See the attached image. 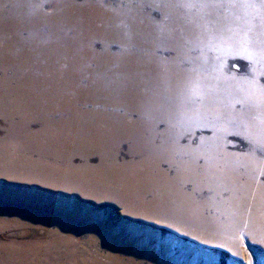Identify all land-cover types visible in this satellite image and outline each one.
I'll return each instance as SVG.
<instances>
[{"label":"bare ground","instance_id":"1","mask_svg":"<svg viewBox=\"0 0 264 264\" xmlns=\"http://www.w3.org/2000/svg\"><path fill=\"white\" fill-rule=\"evenodd\" d=\"M161 1L168 7L186 5L187 19L200 21L191 33L192 39L200 47L209 49L208 55L216 62L205 60L203 55L193 57L192 51L197 54L201 51L191 48L182 66L191 68L192 61L199 60L200 71L196 74L182 75L183 72L174 70L165 75L157 72L154 65L150 67L153 86L147 85L148 91L140 93L134 85L136 89L114 94L81 93L78 90L86 85L84 78H79L74 99L69 97L72 92L60 88H27L23 84L26 78L18 74L28 68L40 70V64H16L12 59H42L40 50L26 46L27 35L40 40L47 32H55L56 11L62 5L65 10L60 20H69L73 26L70 21L74 19V29L70 27L68 32L74 33V53L79 50L80 39L81 53L91 54L97 44L94 30L98 31L94 8L99 4L113 10L111 7L115 5L110 0H0V24L7 23L6 27H0V122L3 121L0 131L4 130L2 136L8 140L33 139L45 149V158L42 156L38 161L28 158L30 155H24L23 151L14 150L9 141H0V173L20 175L31 181L67 182L86 192L113 196L131 211L170 222L234 249L242 236L264 247V87L261 81L264 77V5L261 0H158V3ZM8 10L9 13L4 12ZM16 10H30L35 17L26 22L12 14ZM134 18L138 24L140 19ZM141 19L148 26L156 23L152 14L146 13ZM98 35L109 43L104 49L106 54L112 51L113 41L121 42L113 27L103 28ZM133 47L136 49L138 45L126 42L127 49L132 51ZM232 57L253 63L244 78L229 73L228 61ZM164 67L169 69V65ZM18 68L21 71H15ZM124 68L138 70L137 63L131 61ZM159 86L167 88L170 95ZM166 100L171 102L162 104ZM156 101H161L158 107L153 106ZM134 115L138 118L133 119ZM140 115L154 120L147 122V116ZM161 123L166 125L164 133L159 130ZM35 125L41 126V130L35 131ZM197 130H209L212 136L202 137L196 149L184 146V139ZM230 135H240L251 142L247 154L228 150ZM124 142L130 143L134 159L127 163L119 161ZM66 148L85 158L82 159L85 164L73 169L68 162L72 153L65 155L69 159L63 160V164L56 160L49 164L44 161L48 156L62 160L61 154ZM91 154L101 157L97 168L89 166ZM137 156L139 162L135 161ZM164 165L174 170L173 176L170 169H163ZM188 185L193 187L192 192L186 190ZM26 224L12 217L8 208L0 211V264H102L95 255L80 259L64 237L21 241L4 236L6 230ZM61 245L67 250L59 251Z\"/></svg>","mask_w":264,"mask_h":264},{"label":"rangeland","instance_id":"2","mask_svg":"<svg viewBox=\"0 0 264 264\" xmlns=\"http://www.w3.org/2000/svg\"><path fill=\"white\" fill-rule=\"evenodd\" d=\"M81 1L83 0H79ZM92 1L98 2L99 0ZM110 3L115 5L111 7L113 10L99 4H96L94 8L95 26L98 29V31L94 30V39L97 44L96 50L89 55L81 53L80 49L83 45H80V39L77 45L79 50L74 53V33H68L70 27L74 29V19L70 21L73 26L69 25V20L67 22L60 20L64 17L65 5L60 6L56 11L58 27L55 32H47L40 40L27 35L26 46L40 50L42 59L40 61L19 57L12 59L16 64L28 62L41 66V69L37 71L28 68L25 69L26 72L19 73L18 76L26 78L23 84L27 88L41 86L62 89L72 92L69 97L74 96V99L77 93L74 87L79 85L77 83L79 78H84L86 85L82 90H78L81 93L111 92L114 94L127 89H136L134 85H137L139 92L143 93L148 91L146 90L147 85L153 86L150 83V67L154 65H156L157 72L165 75H169L174 70L183 72L182 75H193L199 72V60H193L191 68L182 66L191 48H199L201 51V54L198 53L200 55L192 51L193 54H190L193 57L203 55L205 60L216 62V60L212 61L208 55L209 49L200 47V44L192 39L191 33L196 29L195 24L200 21L187 19L186 5L174 4L168 7L163 1L158 3V0L157 3L152 0H110ZM4 12L9 13V10ZM11 12L15 17L22 18L26 22L35 17L30 10ZM146 13L152 14V18L156 21L154 25L148 26L142 21L141 18L145 17ZM134 16L140 19L138 24ZM163 16L170 18L164 20ZM6 26L7 23L0 24V27ZM105 27L115 28L121 37V42L113 41L110 44L113 52L109 54L104 51L109 43L100 39L98 35V32ZM262 33L264 35V27ZM126 42L133 43L135 46L137 44L138 48L133 47L131 51L126 48ZM116 44L118 46L120 44V48ZM165 49H167L166 54L161 52ZM74 61L77 62L76 72ZM127 61L137 63L138 70H124ZM250 62L244 58L232 57L228 61L229 73L244 78L253 68V63ZM80 65L83 67L79 68ZM165 65H169V69L165 68ZM15 71H21V69L18 68ZM261 81L264 87V77ZM159 89L170 95L169 90L164 86H159ZM160 102H154L153 106L155 104L158 107ZM170 102L166 100L162 104ZM70 116L72 117L73 114L71 113ZM144 116H147V122L154 120L148 115H140L141 118ZM137 118V115L133 116V119ZM150 124L153 125V123ZM159 127L160 132L164 133L166 125L161 123ZM33 128L35 131L41 130L39 125ZM2 134L4 130L0 131V141H9L14 150L23 151L24 155L31 156L28 158L38 161L45 158V149L41 148V144L36 140L26 138L19 141L18 139L8 140ZM211 136L212 133L209 130H197L192 136L184 139L183 145L193 146L192 148L196 149L202 137L210 138ZM228 139L230 152L239 155L248 153L251 143L248 139L240 135H230ZM14 141L15 143H12ZM69 149H64V154H61L63 155L62 160L48 156L44 161L49 164L56 160L63 164L69 159V157L65 159V155L74 153L73 149ZM130 153V143L124 142L119 151V161L127 163L134 160ZM71 156L68 162H71L73 169L85 164V160H82L85 158L79 153ZM98 157L100 156L96 154L89 156L90 168L99 166L101 157ZM134 158L135 161H140V157ZM163 169L169 170L170 168L164 165ZM169 171L173 176L174 170ZM3 174L0 173V211L3 212L5 208H8L12 217L21 220L24 224L27 223L24 227L6 230L4 236L7 238L14 237L17 240L30 241L32 238L50 240L55 237H64L71 242V249H74L80 259L82 257L88 259L95 255L99 257L102 264H264V247L244 236L234 249L218 241L213 242L212 239L186 231L170 222L131 211L122 201L113 196L107 197L99 192L100 196L95 191L86 192L67 182L61 184V182L52 180L47 183L39 182V180L31 181L20 175L12 177L10 174V176ZM186 190L192 192L193 187L188 185ZM147 199L150 200L151 197ZM32 210L35 213H32L34 212ZM2 214L5 215V213ZM31 222L35 225L33 223L31 225ZM61 250H67L66 246L61 245L59 251Z\"/></svg>","mask_w":264,"mask_h":264},{"label":"snow or ice","instance_id":"3","mask_svg":"<svg viewBox=\"0 0 264 264\" xmlns=\"http://www.w3.org/2000/svg\"><path fill=\"white\" fill-rule=\"evenodd\" d=\"M261 4L264 5V0H261Z\"/></svg>","mask_w":264,"mask_h":264}]
</instances>
